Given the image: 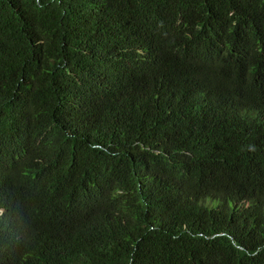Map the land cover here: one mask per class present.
I'll return each mask as SVG.
<instances>
[{
	"label": "trees",
	"instance_id": "obj_1",
	"mask_svg": "<svg viewBox=\"0 0 264 264\" xmlns=\"http://www.w3.org/2000/svg\"><path fill=\"white\" fill-rule=\"evenodd\" d=\"M0 264H264V0H0Z\"/></svg>",
	"mask_w": 264,
	"mask_h": 264
},
{
	"label": "rangeland",
	"instance_id": "obj_2",
	"mask_svg": "<svg viewBox=\"0 0 264 264\" xmlns=\"http://www.w3.org/2000/svg\"><path fill=\"white\" fill-rule=\"evenodd\" d=\"M207 204H208V207H210V208H215L216 207V204L213 203V202H208Z\"/></svg>",
	"mask_w": 264,
	"mask_h": 264
}]
</instances>
